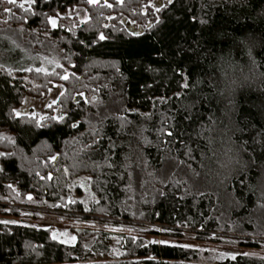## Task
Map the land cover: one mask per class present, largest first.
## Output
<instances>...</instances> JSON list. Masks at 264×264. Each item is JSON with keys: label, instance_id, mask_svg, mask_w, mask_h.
Wrapping results in <instances>:
<instances>
[{"label": "trees", "instance_id": "16d2710c", "mask_svg": "<svg viewBox=\"0 0 264 264\" xmlns=\"http://www.w3.org/2000/svg\"><path fill=\"white\" fill-rule=\"evenodd\" d=\"M77 6L86 19L59 17ZM122 19L143 28L132 33ZM2 24L34 51L46 45L59 65L0 66V213L18 215L4 210L20 204L165 230L122 235L116 258L90 260L109 254L107 233L85 248L87 229L64 244L47 228L0 222V264H197L195 248L178 243L181 227L201 241L215 231L261 247L249 236H264V0L156 9L148 0H0ZM54 84L58 118L16 113Z\"/></svg>", "mask_w": 264, "mask_h": 264}, {"label": "rangeland", "instance_id": "374dc122", "mask_svg": "<svg viewBox=\"0 0 264 264\" xmlns=\"http://www.w3.org/2000/svg\"><path fill=\"white\" fill-rule=\"evenodd\" d=\"M21 5H27L31 0H15ZM88 2H95L98 0H87ZM163 0H148V5L156 9L161 6ZM63 15L73 16L74 20L82 21L86 19L87 13L85 8L81 6L73 7ZM53 21L55 24H53ZM71 21H63V23L69 24ZM125 28L136 33L142 30L140 24H134L129 20L122 19ZM57 23L56 17L49 18V25L55 26ZM5 27V24L0 27ZM15 31L9 30L6 27L0 28V66L9 68V63L22 65L28 61H32V65L25 66L26 68H34L39 70H50L59 65V56L52 52L46 45L42 44L39 51H34L30 48L32 42L28 47L24 46ZM8 62V63H7ZM62 92V86L60 84H54L48 88L47 93L41 97H24L21 105L16 109L17 114H30L37 118H44L52 116L58 118L60 111L58 108L57 98ZM259 193H262L260 198L261 209L257 216L260 220V225L264 226V173L258 182ZM11 210L5 208L4 211L16 210L18 215L0 213V222H9L16 224H23L27 226L43 227L47 228L51 236L59 242L64 244H72L75 241V233L73 230L87 229L90 230L87 236H83V246L89 247L91 242L96 237L95 233L104 232L108 234V247L109 254L107 256L92 255L88 259H108L116 258L120 253V239L122 235L129 234L133 236H140L144 239H149L143 231H145L143 225L135 221H116L107 220L105 217L89 219H82L80 217H64L61 214L52 212L45 208H36L23 205H11L7 204ZM8 206V207H9ZM232 236V235H230ZM230 236H218L217 239L198 240L193 232L182 230L178 239V243L195 248V254L193 261L197 264H215L218 260L226 257H233L236 254L246 253L264 257V236H249V239H256L261 247L259 248H245L237 245V237ZM71 237V238H70ZM240 238H246L241 236ZM159 239V238H157Z\"/></svg>", "mask_w": 264, "mask_h": 264}, {"label": "built area", "instance_id": "2783aa9c", "mask_svg": "<svg viewBox=\"0 0 264 264\" xmlns=\"http://www.w3.org/2000/svg\"><path fill=\"white\" fill-rule=\"evenodd\" d=\"M50 210V209H49ZM52 212L54 213H57V214H61L62 216H64V212L63 213H60V212H57V211H54V210H51ZM117 221H121V220H117ZM122 222H126V221H122ZM135 222H139V221H135ZM139 224L143 225L144 229H151V230H154L158 233L162 232L165 230L164 226L163 225H160L159 223H155V222H139ZM180 229L181 231L182 230H186V231H190V232H195L194 230H191V229H188V228H185V227H181V228H178ZM167 231H173V229H167ZM209 235L210 236H215V237H218V236H230L232 234H220L218 232H215V231H209ZM230 237H237L235 235H232ZM239 238V237H237Z\"/></svg>", "mask_w": 264, "mask_h": 264}, {"label": "snow or ice", "instance_id": "6c2138e0", "mask_svg": "<svg viewBox=\"0 0 264 264\" xmlns=\"http://www.w3.org/2000/svg\"><path fill=\"white\" fill-rule=\"evenodd\" d=\"M8 2L9 3H15V0H8ZM21 7H23V5H21ZM53 24H55V22L53 21ZM101 38H103V37H101ZM67 77H65V79H66Z\"/></svg>", "mask_w": 264, "mask_h": 264}, {"label": "bare ground", "instance_id": "6f19581e", "mask_svg": "<svg viewBox=\"0 0 264 264\" xmlns=\"http://www.w3.org/2000/svg\"><path fill=\"white\" fill-rule=\"evenodd\" d=\"M72 195V194H71ZM17 199V198H16ZM27 203V202H26Z\"/></svg>", "mask_w": 264, "mask_h": 264}, {"label": "crops", "instance_id": "0c3cea01", "mask_svg": "<svg viewBox=\"0 0 264 264\" xmlns=\"http://www.w3.org/2000/svg\"><path fill=\"white\" fill-rule=\"evenodd\" d=\"M71 238V237H70Z\"/></svg>", "mask_w": 264, "mask_h": 264}]
</instances>
